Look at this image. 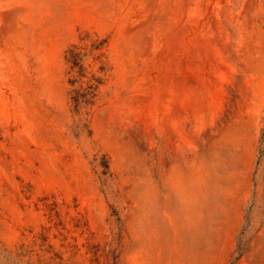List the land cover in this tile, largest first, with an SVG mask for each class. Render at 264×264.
Segmentation results:
<instances>
[{
  "label": "rangeland",
  "instance_id": "374dc122",
  "mask_svg": "<svg viewBox=\"0 0 264 264\" xmlns=\"http://www.w3.org/2000/svg\"><path fill=\"white\" fill-rule=\"evenodd\" d=\"M0 264H264V0H0Z\"/></svg>",
  "mask_w": 264,
  "mask_h": 264
}]
</instances>
